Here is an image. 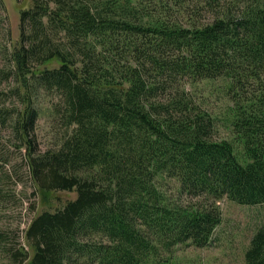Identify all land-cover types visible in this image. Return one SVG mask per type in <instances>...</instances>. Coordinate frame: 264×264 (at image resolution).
Returning a JSON list of instances; mask_svg holds the SVG:
<instances>
[{"label": "trees", "instance_id": "1", "mask_svg": "<svg viewBox=\"0 0 264 264\" xmlns=\"http://www.w3.org/2000/svg\"><path fill=\"white\" fill-rule=\"evenodd\" d=\"M31 1L0 50V131L38 192L77 197L33 218L28 251L0 233L11 262L180 264L213 245L221 201L264 205V0ZM204 81L225 84L229 139L188 89ZM244 264H264V224Z\"/></svg>", "mask_w": 264, "mask_h": 264}, {"label": "rangeland", "instance_id": "2", "mask_svg": "<svg viewBox=\"0 0 264 264\" xmlns=\"http://www.w3.org/2000/svg\"><path fill=\"white\" fill-rule=\"evenodd\" d=\"M0 5V50H13L19 42L20 12L29 9L31 0H3ZM5 48V49H4ZM3 63L0 55V65ZM54 62L47 67H57ZM203 108L217 118L218 135L230 138L225 125L226 107L230 104L225 94V84L218 81H204L188 86ZM47 102L41 105L42 110ZM38 143L42 150L54 142V133L46 113H42L37 127ZM165 181V190L172 197L177 196L173 184ZM76 192L58 191L43 196L36 190L31 180L24 150H18L10 132L0 131V233L7 246L13 251L29 247L26 243V230L35 216L50 210L62 208L68 201L76 199ZM224 222L215 234L213 245L206 249L181 248L177 252L180 264H244V252L255 231L264 224L263 206H238L228 200L220 203ZM0 264H14L8 253L0 246Z\"/></svg>", "mask_w": 264, "mask_h": 264}]
</instances>
